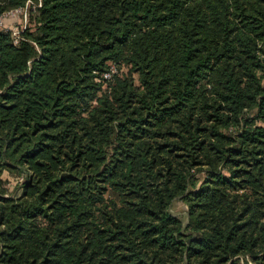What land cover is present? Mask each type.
<instances>
[{
    "label": "trees",
    "instance_id": "trees-1",
    "mask_svg": "<svg viewBox=\"0 0 264 264\" xmlns=\"http://www.w3.org/2000/svg\"><path fill=\"white\" fill-rule=\"evenodd\" d=\"M28 13L0 27V264H264V0Z\"/></svg>",
    "mask_w": 264,
    "mask_h": 264
},
{
    "label": "built area",
    "instance_id": "built-area-1",
    "mask_svg": "<svg viewBox=\"0 0 264 264\" xmlns=\"http://www.w3.org/2000/svg\"><path fill=\"white\" fill-rule=\"evenodd\" d=\"M29 4H37L40 5V0H38L37 3L27 0L24 5L17 6L11 9H8L0 14V27L9 29L11 31V35L13 38V42H18L20 38V30L24 28L27 25L28 22V6ZM8 18H19V22L13 26H4L3 21H5ZM115 71L114 65L110 66V71H106L104 73L105 77H109L111 72ZM22 177H19V180H21Z\"/></svg>",
    "mask_w": 264,
    "mask_h": 264
},
{
    "label": "rangeland",
    "instance_id": "rangeland-1",
    "mask_svg": "<svg viewBox=\"0 0 264 264\" xmlns=\"http://www.w3.org/2000/svg\"><path fill=\"white\" fill-rule=\"evenodd\" d=\"M33 2L37 3L38 0H33ZM18 19L19 18H8L5 21H3V24H4V26H13L19 22ZM27 24H28V22H27ZM262 82L264 84V77H263ZM15 173L16 172L11 173L9 171L8 172L4 171V174H3V178L6 181V187L8 189V193L11 192V194L12 193L13 194L20 193V185H19V183L15 182V179H14ZM107 196L110 198H116V193L112 190H109L107 192ZM171 211L174 212L175 214H177L178 216H180L181 218L185 219V203L182 200L176 199L171 205Z\"/></svg>",
    "mask_w": 264,
    "mask_h": 264
}]
</instances>
